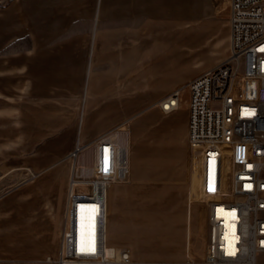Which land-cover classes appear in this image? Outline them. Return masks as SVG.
<instances>
[{"label": "rangeland", "instance_id": "374dc122", "mask_svg": "<svg viewBox=\"0 0 264 264\" xmlns=\"http://www.w3.org/2000/svg\"><path fill=\"white\" fill-rule=\"evenodd\" d=\"M225 1L181 6L190 17L167 30L176 35L174 53L186 72L170 75L165 85L164 74L129 72L131 58L122 64L128 72L117 73L112 58L104 64L97 46L101 0H0V264H59L61 208L53 181L63 166L50 165L90 123L102 85H114L106 100L120 98L126 108L111 124H127L132 138L130 181L113 184L116 213L107 194V241L112 218L121 237L119 246L108 242V255L116 247L130 250L132 264L203 259L208 219L187 141L186 83L230 54ZM129 76L136 89L115 87L127 85ZM174 90L182 106L161 108L158 100ZM109 108L118 113L119 107ZM63 134L68 137L61 142ZM97 213L98 205L78 206L79 249L94 238Z\"/></svg>", "mask_w": 264, "mask_h": 264}, {"label": "built area", "instance_id": "2783aa9c", "mask_svg": "<svg viewBox=\"0 0 264 264\" xmlns=\"http://www.w3.org/2000/svg\"><path fill=\"white\" fill-rule=\"evenodd\" d=\"M229 23V56L186 83L187 140L198 162L208 236L203 259L182 264H264V0H231ZM175 108L172 100L165 110ZM131 139L129 126L120 124L75 142L59 264L135 263L128 249L105 254L108 189L130 181ZM81 204L100 207L95 248L84 251L77 247Z\"/></svg>", "mask_w": 264, "mask_h": 264}, {"label": "crops", "instance_id": "0c3cea01", "mask_svg": "<svg viewBox=\"0 0 264 264\" xmlns=\"http://www.w3.org/2000/svg\"><path fill=\"white\" fill-rule=\"evenodd\" d=\"M185 1L187 5H189L190 0H101V20L97 22L100 43L97 46L101 49L102 54L99 55L104 59V64L109 63L107 62L108 58H112L113 66H118L117 73L128 72L126 66H124L125 69H123L124 67L122 64L125 63L127 58H131L133 60L129 63V68L131 69H129V72L137 71L138 73L164 74L165 78L162 82H164L165 85H169V82L171 81L170 75L172 76L174 74L186 72L181 64V59H178L174 53L173 42L175 41L174 39L176 35L174 32L168 33L167 30L169 25H174L177 21L190 17L187 15L185 8L181 7L184 5ZM224 3H227L230 13L231 0H226ZM187 9H189V7ZM159 19H162V22H160ZM200 22L202 23L201 25L204 26L207 21L201 20ZM154 39L155 42H153ZM132 83V78L129 76V80L127 79V85H115V87L119 90L125 88L127 90H132L139 86L130 85ZM145 85L149 86L153 84L150 81H147ZM111 86L113 87L114 85L100 86L102 91L98 94L97 100L99 103L101 102V104H99V107L96 108V110H90L92 115V118L89 121L90 123L85 125L80 133L82 142L94 139L114 127L116 123H111L119 119L116 114L123 113V111L126 110L124 106H120L122 103L120 98H118L113 104H111V101L109 102L106 100L108 97V89ZM169 94L170 93L165 94L158 101H162V99ZM111 105L119 107L118 113L109 108ZM158 105L161 106L162 103L160 102ZM181 106L182 102L180 104V107ZM186 108L188 134V100ZM67 137L68 135L63 134L58 138L63 142ZM78 137L79 133L77 134L74 132L72 134V138L75 141ZM70 151L71 149L69 150L67 147H61L60 152L58 153L60 154L59 159L50 165V167L53 166L54 168L59 165L63 166L61 168L62 176L53 181V186H58L56 191L61 208V213L58 217L61 226V233L65 225V209L70 173L68 156ZM137 175L138 174L135 176ZM115 191L116 189L113 188V185L108 189L109 207L114 210V213H116V210L115 207L111 206V203L117 195ZM108 199L106 212H108ZM107 226L109 244L111 243L119 246L121 243V237L117 222L112 218ZM189 241L191 242V235Z\"/></svg>", "mask_w": 264, "mask_h": 264}, {"label": "bare ground", "instance_id": "6f19581e", "mask_svg": "<svg viewBox=\"0 0 264 264\" xmlns=\"http://www.w3.org/2000/svg\"><path fill=\"white\" fill-rule=\"evenodd\" d=\"M176 91V90H175ZM177 93V95L175 94V95H173L172 93H170L167 97H165L162 101H161V103H162V108L163 109H165L166 107H168L169 106V104H170V101H172L173 100V102L176 104V108H178L179 106H180V104H181V99H180V92H179V95H178V91H176ZM81 205H87V206H91V205H97V204H81ZM80 206V205H79ZM99 212H100V207L98 206V213H97V216H96V225H95V236H94V238H90V237H88V239H87V241H86V245L82 248V249H79V247H78V245H77V247H78V249L80 250V251H84L87 247H89L88 245H91V243H93L94 241H95V239H96V233H97V217H98V214H99ZM91 240V241H90ZM78 241V240H77ZM109 246V244H106V246ZM92 249H94L95 248V246H94V243L90 246ZM109 248H111L112 250H113V247H109ZM108 249L105 247V254H106V256H112L113 255V253H114V250H113V253L111 254V255H108V251H107Z\"/></svg>", "mask_w": 264, "mask_h": 264}]
</instances>
